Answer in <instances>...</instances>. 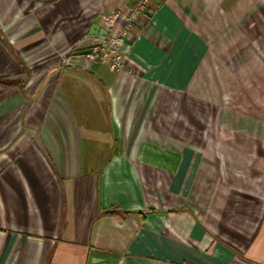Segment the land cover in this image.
<instances>
[{
  "label": "crops",
  "instance_id": "0c3cea01",
  "mask_svg": "<svg viewBox=\"0 0 264 264\" xmlns=\"http://www.w3.org/2000/svg\"><path fill=\"white\" fill-rule=\"evenodd\" d=\"M136 1L0 0V264H264V0H157L88 60Z\"/></svg>",
  "mask_w": 264,
  "mask_h": 264
},
{
  "label": "built area",
  "instance_id": "2783aa9c",
  "mask_svg": "<svg viewBox=\"0 0 264 264\" xmlns=\"http://www.w3.org/2000/svg\"><path fill=\"white\" fill-rule=\"evenodd\" d=\"M157 0H137L134 7L127 11H114L103 18L107 36L98 38L86 58L90 61L102 60L112 71L120 72L124 66L121 46L130 36L134 20L139 16L151 15V6Z\"/></svg>",
  "mask_w": 264,
  "mask_h": 264
},
{
  "label": "trees",
  "instance_id": "16d2710c",
  "mask_svg": "<svg viewBox=\"0 0 264 264\" xmlns=\"http://www.w3.org/2000/svg\"><path fill=\"white\" fill-rule=\"evenodd\" d=\"M111 214H116V212L115 211H112V212H110Z\"/></svg>",
  "mask_w": 264,
  "mask_h": 264
}]
</instances>
